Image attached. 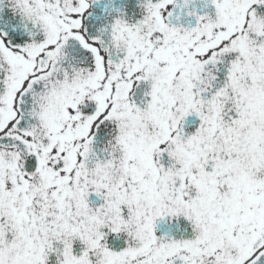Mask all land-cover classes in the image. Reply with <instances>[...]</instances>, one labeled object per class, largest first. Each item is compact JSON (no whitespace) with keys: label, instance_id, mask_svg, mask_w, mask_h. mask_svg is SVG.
<instances>
[{"label":"snow or ice","instance_id":"1","mask_svg":"<svg viewBox=\"0 0 264 264\" xmlns=\"http://www.w3.org/2000/svg\"><path fill=\"white\" fill-rule=\"evenodd\" d=\"M0 264H264V0H0Z\"/></svg>","mask_w":264,"mask_h":264}]
</instances>
